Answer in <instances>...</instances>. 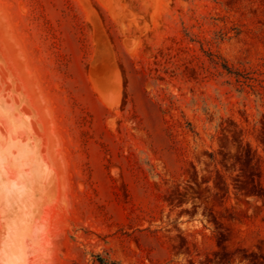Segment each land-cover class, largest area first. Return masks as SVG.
Returning a JSON list of instances; mask_svg holds the SVG:
<instances>
[{
	"label": "rangeland",
	"instance_id": "374dc122",
	"mask_svg": "<svg viewBox=\"0 0 264 264\" xmlns=\"http://www.w3.org/2000/svg\"><path fill=\"white\" fill-rule=\"evenodd\" d=\"M0 113L1 264H264V0H0Z\"/></svg>",
	"mask_w": 264,
	"mask_h": 264
},
{
	"label": "bare ground",
	"instance_id": "6f19581e",
	"mask_svg": "<svg viewBox=\"0 0 264 264\" xmlns=\"http://www.w3.org/2000/svg\"><path fill=\"white\" fill-rule=\"evenodd\" d=\"M6 89H7V88H5V90H6ZM5 90H4V91H5ZM6 93H8V91H7ZM14 107H15V106H14ZM15 109H16V108H15ZM0 114H1V113H0ZM19 114H20V113H19ZM6 115H7V113H6ZM2 116L4 117L5 115H2ZM7 116H8V115H7ZM7 116H6V119H7ZM10 117H11V116H10ZM4 119H5V118H4ZM19 119H20V118H19ZM6 122H7V120H6ZM25 123H26V121H25ZM4 124H5V123H4ZM25 125H27V123H26ZM8 127H9V126H8ZM11 127H12V126H11ZM9 129H10V127H9ZM7 130H8V129H7ZM12 130H13V127H12ZM10 131H11V130H10ZM10 131H9V132H10ZM9 132H8V133H9ZM6 133H7V132H6ZM8 133H7V134H8ZM9 134H10V133H9ZM1 137H2V136H1ZM8 137H9V136H8ZM8 139H9V138H7V140H8ZM3 140H4V139H3ZM7 140H4V141H5V144H6V147H7V143H8ZM4 141H3V142H4ZM6 142H7V143H6ZM4 147H5V146H4ZM1 154H2V153H1ZM1 178H2V177H1ZM2 180H3V179H2ZM10 204H11V203H10ZM11 205H12V204H11ZM7 207H8V206H7ZM9 210H10V208H9ZM10 218H11V217H10ZM6 221H7V220H6ZM6 221H5V222H6ZM6 223H7V222H6ZM0 226H1V223H0ZM5 226H6V225H5ZM11 230H12V229H11ZM1 231H2V230H1ZM6 231H7V230H6ZM12 231H13V230H12ZM12 231H11V232H12ZM8 232H10V231H8ZM11 234H12V233H11ZM0 235H2V234L0 233ZM8 235H9V234H8ZM12 235H14V234H12ZM10 237H11V236H10ZM1 238H2V236L0 237V240H1ZM10 241H11V240H10ZM8 242H9V241H8ZM1 245H2V244H1V241H0V246H1ZM7 245H8V244H7ZM2 246H3V245H2ZM2 246H1V247H2ZM1 249H3V248H1ZM2 251H3V250H2ZM0 258H1V257H0ZM2 261H3V260H2ZM2 261H1V262H2ZM3 263H4V261H3ZM0 264H1V263H0ZM4 264H5V263H4ZM11 264H12V263H11Z\"/></svg>",
	"mask_w": 264,
	"mask_h": 264
}]
</instances>
